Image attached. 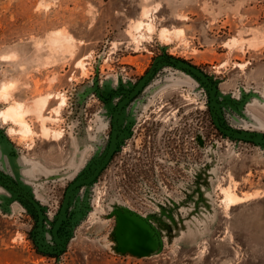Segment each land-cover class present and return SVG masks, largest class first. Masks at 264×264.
Listing matches in <instances>:
<instances>
[{"label":"rangeland","instance_id":"rangeland-1","mask_svg":"<svg viewBox=\"0 0 264 264\" xmlns=\"http://www.w3.org/2000/svg\"><path fill=\"white\" fill-rule=\"evenodd\" d=\"M5 55L0 142L44 221L0 181V264H264V146L221 135L207 86L173 62L208 76L222 125L264 136V0H0ZM153 64L119 143L156 138L175 176L130 173L118 151L73 191L58 247L66 187L102 159L116 103ZM19 103L27 134L6 113Z\"/></svg>","mask_w":264,"mask_h":264},{"label":"water","instance_id":"water-1","mask_svg":"<svg viewBox=\"0 0 264 264\" xmlns=\"http://www.w3.org/2000/svg\"><path fill=\"white\" fill-rule=\"evenodd\" d=\"M174 64L177 66L187 70L197 78H199L206 86L208 90V107L209 112L211 115L212 123L216 130L223 135L224 137H227L232 140L242 141L245 143H251L253 145L258 146H264V136H259L255 134H251L248 132L243 131H236L230 128L225 127L221 124V122L218 119L217 116V109L219 108V104L216 100V88L215 86L209 81L208 76L197 66L181 59H175ZM155 64H153L149 70L139 78V80L136 82V84L128 91L126 92L125 96L120 99L116 106L114 107L112 111L111 116V130H110V136H109V143L107 150L102 157V159L95 165L93 169L90 170V172L87 175H82L76 178L74 181L69 183V185L66 187L63 195V199L61 201L58 214L55 218L54 223L52 224L50 234L54 241V243L60 247L64 240L60 238L59 231L63 227V223L67 218V212L68 207L70 203V199L72 196V193L74 190L81 186L89 185L93 183L99 175L105 170L107 165L112 160L114 154L118 150V144H119V118L120 114L123 110V108L126 106V104L129 102L131 98L136 96L141 89L143 88L146 80L148 79L149 75L153 71ZM0 181L4 183L11 191L19 197L21 200H23L36 214L37 220H36V228L38 231L42 229L43 221H44V214L42 211L41 206L38 204L37 201H35L25 190L20 188L18 185H16L10 178H8L6 175L0 172Z\"/></svg>","mask_w":264,"mask_h":264},{"label":"flooded vegetation","instance_id":"flooded-vegetation-1","mask_svg":"<svg viewBox=\"0 0 264 264\" xmlns=\"http://www.w3.org/2000/svg\"><path fill=\"white\" fill-rule=\"evenodd\" d=\"M135 97L136 96L131 98L129 102H131ZM121 137L123 138L121 139V142L118 144V150L116 151V153L120 151V153L123 154L122 164L125 167L129 168L128 172L137 174L138 171L141 172L143 170L145 174L152 175V172L155 171V164H157L156 162H160V163L167 164L166 168L162 167L160 170L163 173L162 175L166 180L168 179L169 176L167 175L165 177L164 172L166 174L171 175L169 178H172L173 176H175V174L172 173V171H174L173 169H175L174 167L175 163H177L179 159L175 157L174 150H169V152H165L161 150L160 152H158V150H156V146L159 147V145L154 143V140L156 138L150 137V135L144 136V139L140 141V144L139 145L135 144V146L132 145L131 136L129 134L123 132ZM116 153L114 154V156L116 155ZM184 156L187 157L189 155L186 154ZM160 158H163V159H160ZM182 160H185V158H182ZM187 160H188V157H187ZM182 163L184 162L182 161ZM169 165L172 167H168Z\"/></svg>","mask_w":264,"mask_h":264},{"label":"bare ground","instance_id":"bare-ground-1","mask_svg":"<svg viewBox=\"0 0 264 264\" xmlns=\"http://www.w3.org/2000/svg\"><path fill=\"white\" fill-rule=\"evenodd\" d=\"M148 26L150 27V24H148ZM164 31L166 32V30H162L163 33H165ZM163 33H161V34H163ZM177 33H179V31ZM59 34H60V31H59ZM61 40H62V38H61ZM6 56H8V55H5V57ZM14 87H15L14 81H12V80H5V81H2V83H1L0 91L4 92L6 94V93L11 92ZM14 103L16 104L18 102H14ZM63 103H64V100L62 99L61 100V104H63ZM6 113H7V115H9L12 119H14L15 121H17L21 125V132L23 131V132H26V134L28 133L29 129L27 128V126H26L27 124H26L25 120L23 119L24 111L21 110V104L20 103L17 104V106L16 105H11L8 108V110H7ZM226 195H227V198L230 199V200L231 199H234V197H235L231 193H227Z\"/></svg>","mask_w":264,"mask_h":264},{"label":"crops","instance_id":"crops-1","mask_svg":"<svg viewBox=\"0 0 264 264\" xmlns=\"http://www.w3.org/2000/svg\"><path fill=\"white\" fill-rule=\"evenodd\" d=\"M15 160H11L8 158V156L6 155L5 152V147L4 144L0 142V171H2L3 173H7V175L11 178L12 181L16 182V183H21L22 181H24V173L23 171L20 172V170L17 171V173H15V176L8 174L10 171L14 172V168H16L14 163ZM22 166H24L23 164H21ZM23 168V167H20ZM22 185V183H21ZM24 187V185H22ZM25 188V187H24Z\"/></svg>","mask_w":264,"mask_h":264},{"label":"clouds","instance_id":"clouds-1","mask_svg":"<svg viewBox=\"0 0 264 264\" xmlns=\"http://www.w3.org/2000/svg\"><path fill=\"white\" fill-rule=\"evenodd\" d=\"M15 57L14 56H6V57H0V59H14Z\"/></svg>","mask_w":264,"mask_h":264}]
</instances>
